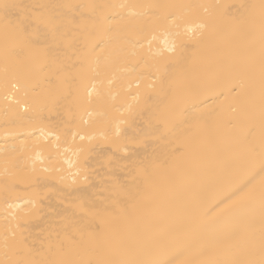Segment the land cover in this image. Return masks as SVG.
<instances>
[{
  "label": "snow or ice",
  "instance_id": "snow-or-ice-1",
  "mask_svg": "<svg viewBox=\"0 0 264 264\" xmlns=\"http://www.w3.org/2000/svg\"><path fill=\"white\" fill-rule=\"evenodd\" d=\"M233 7L0 3L5 135L35 136L0 161V264H264V0ZM225 88L234 103L163 134ZM45 112L67 118L47 127ZM125 113L151 131L129 135ZM128 143L153 152L122 166ZM104 145L107 195L57 210L42 246L29 243L46 193L88 181ZM192 249L197 259H180Z\"/></svg>",
  "mask_w": 264,
  "mask_h": 264
},
{
  "label": "bare ground",
  "instance_id": "bare-ground-1",
  "mask_svg": "<svg viewBox=\"0 0 264 264\" xmlns=\"http://www.w3.org/2000/svg\"><path fill=\"white\" fill-rule=\"evenodd\" d=\"M21 3L24 5H33V4H49V3H71V4H81V3H210L214 0H0V3ZM222 3H228L233 5L232 12L234 15L241 14L244 10L240 7L242 4H258L260 0H219ZM132 11V10H129ZM3 18V13L0 11V19ZM134 90V89H133ZM239 91V89H237ZM234 93H230L227 88L223 89V94H217L216 96L205 97L206 103H202L199 108H191V110L186 111L183 115L179 116L176 120L173 128H170L167 132L163 133L167 135L169 140H174L177 136L181 135L185 128L187 127V122L191 121L194 117L211 111V109L216 108L221 103L227 105L234 103ZM4 104L3 95L0 93V106ZM62 112V110H61ZM28 117H37L39 114L28 112L25 114ZM45 121L51 120V123L47 127H54L60 120L66 119L67 117L63 115L58 116L55 112L49 117V113H43ZM120 119L126 120L127 123L121 125L122 130L126 129L129 135H134L141 131H151L147 123L146 116L142 114H137L135 116H130L128 113H125L124 116L119 117ZM13 131L8 125L7 121L0 114V161L4 159L5 149L12 150L13 148L17 149L18 152H27L28 150H34V140L35 136H30L28 131H22L20 135H8L5 133ZM39 133L37 132L36 135ZM148 144H154V141L149 140ZM126 148L131 151L128 152V155L125 156L124 152H116V156L123 157L121 160V165L124 163L129 165L131 168L134 162L144 160L145 157L150 156L153 152V147H143L136 144L128 143L124 145ZM113 152V149H110L107 145H104L102 148L98 149L96 154H93L90 157L92 167L88 171L89 179L84 181L83 175L77 177V184L66 187L62 184H57L56 188L53 191L46 193L47 199L42 202L40 211L43 214L44 220L35 223L31 226L30 230L26 235L29 236V243H34L37 248H40L41 242L46 238V231H42L47 227V223H53L54 221L50 219L56 215L57 210L67 211L71 213L73 208L71 207L72 202H79L85 205L101 202V198L107 195L103 190V186L107 184L109 177V155ZM130 157V159H129ZM114 159V158H113ZM67 167V165H65ZM118 175L121 177H127V182L132 183L131 177L127 172H118ZM67 184L71 185V178H68ZM64 201V203H61ZM259 209L257 208L256 213L258 215ZM46 221V222H45ZM4 213L2 207H0V245L3 242L4 236ZM2 255V252H0ZM197 259L198 254L195 249H192L190 252L186 253L184 256H181L180 259Z\"/></svg>",
  "mask_w": 264,
  "mask_h": 264
}]
</instances>
